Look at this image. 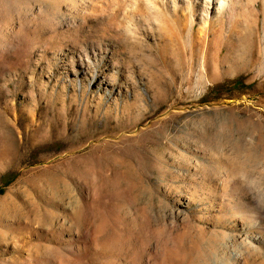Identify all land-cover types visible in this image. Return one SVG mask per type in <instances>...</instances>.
Listing matches in <instances>:
<instances>
[{"label":"rangeland","instance_id":"1","mask_svg":"<svg viewBox=\"0 0 264 264\" xmlns=\"http://www.w3.org/2000/svg\"><path fill=\"white\" fill-rule=\"evenodd\" d=\"M0 264H264V0H0Z\"/></svg>","mask_w":264,"mask_h":264},{"label":"bare ground","instance_id":"2","mask_svg":"<svg viewBox=\"0 0 264 264\" xmlns=\"http://www.w3.org/2000/svg\"><path fill=\"white\" fill-rule=\"evenodd\" d=\"M224 4V0H219V6Z\"/></svg>","mask_w":264,"mask_h":264},{"label":"trees","instance_id":"3","mask_svg":"<svg viewBox=\"0 0 264 264\" xmlns=\"http://www.w3.org/2000/svg\"><path fill=\"white\" fill-rule=\"evenodd\" d=\"M0 193H2V190H0Z\"/></svg>","mask_w":264,"mask_h":264}]
</instances>
